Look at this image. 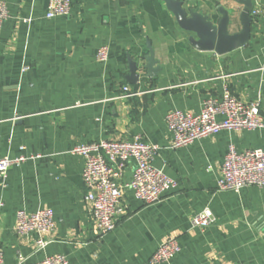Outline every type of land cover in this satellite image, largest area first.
Here are the masks:
<instances>
[{
  "label": "crops",
  "instance_id": "obj_1",
  "mask_svg": "<svg viewBox=\"0 0 264 264\" xmlns=\"http://www.w3.org/2000/svg\"><path fill=\"white\" fill-rule=\"evenodd\" d=\"M2 1L9 17L0 28V157L40 155L0 178L3 264H16L18 254L22 264H34L52 253L68 264H149L168 235H176L180 247L173 264H264V187H216L228 145L240 152L264 149V126L220 129L174 148L165 119L172 109L198 112L204 99H219L227 87L243 101H258L264 121V0H251L248 42L223 53L196 49L162 0H71L69 14L53 18H45L46 0ZM182 1L186 10L214 20L219 7L232 10L229 32L241 28L237 0ZM102 45L108 47L104 63L96 59ZM148 47L160 70L147 75L139 68L134 82L130 60L148 54ZM123 86L139 93L123 97ZM134 135L157 145L152 164L177 187L151 204L123 187L115 227L101 235L84 198L83 159L71 149ZM133 168L128 161L119 184ZM204 207L213 222L191 226ZM20 208L52 209L54 227L44 249L35 247L36 232L15 231Z\"/></svg>",
  "mask_w": 264,
  "mask_h": 264
},
{
  "label": "built area",
  "instance_id": "obj_2",
  "mask_svg": "<svg viewBox=\"0 0 264 264\" xmlns=\"http://www.w3.org/2000/svg\"><path fill=\"white\" fill-rule=\"evenodd\" d=\"M70 9L71 0H46L45 18L68 15ZM258 12V9L252 10L253 15ZM8 17V9L0 0V28ZM28 20L29 18L23 19L24 22ZM96 59L103 63L107 61L106 45L97 49ZM122 92L123 97L139 93L129 90L127 86L122 87ZM218 115H222L223 118L217 119ZM165 119L172 134L171 146L174 148L185 147L196 139L220 129H255L264 126L258 101H243L227 87L223 88L219 99L213 97L204 99L198 112L172 109L166 114ZM71 152L83 159L81 178L86 189L84 198L91 203L94 225L101 235L115 227L116 205L123 187L130 189L133 196L145 204L159 201L164 192L177 187L174 178L152 164L157 145L144 142L139 135H134L130 140L102 138L80 143L75 145ZM38 157H40L38 154L0 157V178L2 180L6 178L10 166H17L28 159ZM130 160L134 162L132 176L124 185L119 184L118 181ZM216 183L217 190L220 191L238 192L246 186L264 187V149L253 148L240 152L233 144H229ZM213 220L211 209L204 207L191 217L190 224L204 229ZM53 227V211L50 208H39L31 213H27L23 208L16 211L15 231L19 234L36 232L37 250L44 249L49 243L45 235L49 234ZM179 251L176 235H168L160 241L148 263L173 264L172 259ZM3 258L0 247V264H3ZM24 261L25 257L18 254L16 264H22ZM34 264H68V261L64 255L52 253L42 256Z\"/></svg>",
  "mask_w": 264,
  "mask_h": 264
},
{
  "label": "water",
  "instance_id": "obj_3",
  "mask_svg": "<svg viewBox=\"0 0 264 264\" xmlns=\"http://www.w3.org/2000/svg\"><path fill=\"white\" fill-rule=\"evenodd\" d=\"M167 9L174 15L177 24L189 32V41L199 50H214L217 53L238 48L246 44L250 37V10L251 0H237L242 4L239 12L241 28L237 32L230 33L229 25L233 23L234 15L232 10H225L219 7L220 18L217 20L209 18L207 14L186 10L182 0H162ZM145 69L147 75H155L160 70L159 61L155 59L152 48L148 47V54L137 60H130L129 70L133 81H137L138 70Z\"/></svg>",
  "mask_w": 264,
  "mask_h": 264
}]
</instances>
